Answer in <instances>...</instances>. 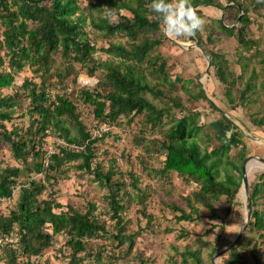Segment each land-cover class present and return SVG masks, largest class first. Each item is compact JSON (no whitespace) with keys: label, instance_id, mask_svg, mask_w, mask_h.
I'll use <instances>...</instances> for the list:
<instances>
[{"label":"rangeland","instance_id":"374dc122","mask_svg":"<svg viewBox=\"0 0 264 264\" xmlns=\"http://www.w3.org/2000/svg\"><path fill=\"white\" fill-rule=\"evenodd\" d=\"M91 1L94 0H77L80 6L79 12L85 17L83 35L96 48L91 55L93 60L81 65L71 57H62L60 50L52 51L50 53L52 61L48 71L33 72L26 64L15 72L11 86L4 88L0 93L18 92L21 101L15 107L11 121L6 123V128L8 130L14 128L18 134L24 135L25 139L32 140L36 138L33 134L35 124L32 123L36 114L34 116L31 113L33 105L25 92L33 85L37 90L43 85L48 94V100L44 101V105L50 108L51 102L57 95H64L73 102L86 129L92 137L98 138L92 165L99 164L104 171L112 166L116 171L113 180L126 178L125 193L119 191L118 198L124 205L121 211L124 232H136L131 247L128 248L127 243L118 245V240L115 238L118 228L115 226V220H112L106 211L109 188L95 180L93 174L76 169L75 162L62 167L64 172L61 177L58 176L57 182L46 183V190L40 198L47 195L55 197L61 204L55 209L56 212L67 209L68 204L84 210L91 202L95 206L93 214L100 221H105L107 231L98 237L88 239L86 250L77 254L81 264H193L189 258L184 262L186 249L196 250L204 264L214 262L224 264V260L229 258L228 250L218 257H214V254L234 239L244 221L246 206L242 187H239L235 204L227 215H225L227 200L222 196L215 203L221 217L211 219L208 210L199 206L201 216H194L193 221L177 220L175 216L179 211L173 206L188 211L185 197L196 191L198 184L175 171L167 174L159 172L165 156L160 144L165 139V132L173 120L185 113L197 112L196 124L200 126L198 144L201 150H210L218 146L223 136L227 138L232 136V129L219 121L221 114H224L242 133V144L231 148L228 152L229 159L235 164L240 161L243 163L246 159L247 165L250 160H255V157H264L262 84L264 83V0H214L220 3L222 8L214 5H198L195 7L197 14L206 23L194 36L186 39L169 38L164 32L163 20L159 31L140 32L139 40L158 37L162 40L160 45L154 47L152 54L159 56L157 66L164 60L163 75L150 74L151 68H148L146 63L138 67L139 70L144 71L146 79L159 94L156 96L146 91L143 95L151 103L165 109L160 122L155 126L145 123L143 114L120 115L113 122L96 121L93 104L85 101L81 96L83 89L90 92L99 90L104 94L109 90L101 84L103 70L97 68L95 73L89 74V68L108 57L101 48H106L111 42L128 47L131 42L122 31L113 35L104 34L91 25V19L108 17L110 22H115L121 15L131 17L132 14L128 10H117L106 6L100 9L89 8L88 4ZM12 2L8 0V3ZM172 2L173 0H170L168 3ZM11 8L14 9L15 6L11 5ZM242 9L249 18L248 23L245 24V37L253 41L250 50L242 48L234 37L235 30L240 26L238 18L243 14ZM155 13L152 10L150 15ZM221 24L234 27L233 34L226 33L220 27ZM28 26H34V22L29 20ZM209 50L222 54L226 59L222 67L224 70L234 72L232 77L228 76L229 81L233 78L237 79L233 84L228 85H231L232 96L236 101L234 107L230 106L226 99L227 86L218 80L214 68L204 54V51ZM0 54L3 55V49H0ZM6 62L7 58L4 59L3 68H6ZM244 62H248V67L241 71V64ZM251 68H254L255 75L251 80V88L245 93L246 99H242L241 91L245 88ZM85 80H88L87 84L84 83ZM24 82H26L25 87L22 86ZM199 88L204 91L207 99L198 94ZM174 102H179V106ZM260 118L263 119V123L257 125L255 122ZM70 127L73 133V125L71 124ZM12 137L15 138L14 135ZM10 151V143L0 136V170L12 165H21L11 157ZM240 152L242 154L239 155ZM113 159L116 161L113 162ZM20 167V170L24 171L26 166ZM128 171L135 175L137 186L145 193L144 205L138 202L135 195L137 191L131 187L130 180L125 175ZM260 172H264V168L246 172L250 193L252 181ZM218 173L222 176L223 170L220 169ZM41 176L36 179L43 180ZM23 179L24 177L21 176L18 180L23 182ZM18 193L17 185L10 198L0 200L1 215H7L16 207ZM257 208L260 211L264 209V197L258 198ZM148 214L151 215L150 219L147 217ZM45 228L50 231L49 227ZM11 233V237L6 242H11L13 247L16 246L15 242L19 235L18 227L14 226ZM258 234L254 230L250 231L247 226L239 242L243 241L245 236L251 237L253 242ZM2 243H0V264H12L7 250L9 247L1 245ZM70 253L71 249L66 244V235L55 234L51 246L38 256H32L28 264H74L70 262ZM22 260L26 259L18 255L15 264ZM250 262L253 263V260L250 259Z\"/></svg>","mask_w":264,"mask_h":264},{"label":"trees","instance_id":"16d2710c","mask_svg":"<svg viewBox=\"0 0 264 264\" xmlns=\"http://www.w3.org/2000/svg\"><path fill=\"white\" fill-rule=\"evenodd\" d=\"M12 1L8 3V0H0L2 27L0 49H3V55L0 54V91L11 86L15 72L26 64L33 72L48 71L52 61L50 54L52 51L60 50L62 57H71L81 65L93 60L91 55L96 48L83 35L85 17L79 12L80 6L77 0ZM169 1L166 0L167 3ZM152 2L153 0H94L88 4L89 8L100 9L106 6V8L128 10L132 14L131 17L121 15L115 22H110L108 17L91 19V25L104 34L113 35L122 31L131 39L129 48L113 42L106 48H101L108 57L89 68V74L95 73L97 68L103 70L101 84L109 88L105 94L99 90L96 92L82 90L83 99L94 106L93 115L96 121L113 122L120 115L143 114L144 122L155 126L165 112L162 106L151 103L143 95L146 91L156 96L159 94L146 79L144 71L138 69L140 65L146 63V66L151 68L150 74L163 75L164 71V60L157 66L159 56L152 54L154 47L162 43L161 38L138 39L142 31L155 32L161 28L163 18L160 14L150 15ZM191 2L194 7L214 5L222 8V5L214 0H191ZM11 5L15 8L12 9ZM29 20L34 22V26H28ZM248 21L249 18L243 11L238 18L240 26L235 30L234 37L242 48L250 50L253 41L245 37V24ZM220 27L228 34L234 32V27L222 24ZM204 54L214 68L218 80L227 86L225 96L229 105L234 107L236 101L232 96L231 85L228 86L237 80L235 78L228 80V76L232 77L234 72L224 70L222 65L226 63V59L222 54L213 50L204 51ZM5 58H7L6 68H3ZM246 67L248 62L241 64V71ZM254 75L255 70L251 68L245 88L241 91L242 99H246L245 93L251 88ZM262 84L264 87V83ZM22 86L25 87L26 82ZM24 94L33 105L31 113L34 116L36 114L32 119V123L35 124L33 130L35 140L25 139L24 135L18 134L14 128L10 130L6 128V123L13 118L15 107L21 101V97L18 92L0 93V136L10 143L11 157L26 166L24 171L20 170L21 165H12L0 170L1 199L10 198L14 188L19 186L16 207L7 215L0 214V236H10L14 226L18 227L19 235L15 242L16 246H13L16 248L11 246V242L3 241L1 244L9 247L7 250L11 258L10 263L15 264L19 255L26 259L19 263L28 264L32 256H38L51 246L53 235L61 233L66 235V244L71 249L70 262L81 264L77 254L86 250L87 240L107 231L105 221H100L93 214L95 206L91 202L84 210L68 204L67 209L56 212L55 209L61 204L55 197L47 195L40 198L46 190V183L57 182L58 176L61 177L64 172L62 167L70 162H75L76 169L93 174L95 180L109 188L106 211L110 218L115 220V226L118 228L115 238L118 240V245L127 243V247L130 248L136 232H124L125 226L121 216L124 205L118 198L119 191L125 193L126 178L113 180L116 171L112 166L104 171L99 164L92 165L98 138L92 137L76 112V106L66 96L57 95L51 102L50 108L44 105V101L48 100V94L43 85L38 87V90L33 85ZM198 94L206 98L201 88ZM174 103L179 106V102ZM197 115V112L185 113L173 120L165 132V139L160 144L165 156L159 172L167 174L175 171L198 184L197 190L185 197L188 211L173 206L179 211L175 216L177 220L193 221L194 216H201L199 206L208 210L211 219L221 217L215 203L222 196L227 200L225 208L227 215L235 204L241 184L242 163L240 161L235 164L228 157L232 147L242 144L240 129L221 114L219 121L232 129V136L229 138L223 136L218 146L210 150H201L197 141L200 130V126L196 124ZM255 123L261 125L263 119L260 118ZM71 124L74 128L73 133ZM46 145L51 146L50 153L45 148ZM115 161L113 159V162ZM220 169L223 170L222 176L218 173ZM39 175H42L43 180L36 179ZM125 175L130 180L131 187L137 191L135 195L138 202L144 205L146 196L137 186V178L131 171ZM21 176L24 177L23 182L18 180ZM260 197H264V172L256 174L251 184L252 212L248 227L250 231L254 230L259 234L253 242L251 237L246 236L243 241L239 242V240L227 251L229 258L224 260V264H261L260 259L264 254V209L260 211L257 208V200ZM147 217L150 219L151 215L148 214ZM45 227H49L50 231ZM184 255L186 257L184 262L189 258L193 264H204L196 250L186 249Z\"/></svg>","mask_w":264,"mask_h":264},{"label":"clouds","instance_id":"9594fccd","mask_svg":"<svg viewBox=\"0 0 264 264\" xmlns=\"http://www.w3.org/2000/svg\"><path fill=\"white\" fill-rule=\"evenodd\" d=\"M152 10L163 18L164 32L169 38H189L204 26L206 21L197 14L191 0H153Z\"/></svg>","mask_w":264,"mask_h":264},{"label":"water","instance_id":"95a60500","mask_svg":"<svg viewBox=\"0 0 264 264\" xmlns=\"http://www.w3.org/2000/svg\"><path fill=\"white\" fill-rule=\"evenodd\" d=\"M255 160H257L259 162V164L264 166V157H255ZM246 159L243 161L242 163V167H241V171H242V177H241V184L240 187H242L243 191H244V195H245V218L244 221L241 225V228L239 229V231L237 232L236 236L234 237L233 240H231V242L229 244H227L226 246L222 247L220 250H218L215 254L214 257H218L220 254L224 253L225 251L229 250L230 248H232L241 238L243 232L245 231V229L247 228L250 218H251V212H252V202H251V193H250V188H249V184H248V176L246 174L247 172V166H246ZM215 264V262L213 263Z\"/></svg>","mask_w":264,"mask_h":264},{"label":"bare ground","instance_id":"6f19581e","mask_svg":"<svg viewBox=\"0 0 264 264\" xmlns=\"http://www.w3.org/2000/svg\"><path fill=\"white\" fill-rule=\"evenodd\" d=\"M247 167V172H249V171H256V170H259V169H262V168H264V166H262V165H260L259 164V162L258 161H256V160H250L248 163H247V165H246ZM242 191H243V189H242ZM242 194H243V196L245 197V195H244V191L242 192ZM244 218H245V213H244Z\"/></svg>","mask_w":264,"mask_h":264},{"label":"built area","instance_id":"2783aa9c","mask_svg":"<svg viewBox=\"0 0 264 264\" xmlns=\"http://www.w3.org/2000/svg\"><path fill=\"white\" fill-rule=\"evenodd\" d=\"M84 83L87 84V83H88V80H85ZM63 143H64V142H63ZM45 148L47 149L48 153L51 152V146L46 145ZM2 199H4V198H2ZM2 199L0 198V200H2ZM10 237H11V236H9V235H3V236H0V243H2L3 241H7V240H9Z\"/></svg>","mask_w":264,"mask_h":264},{"label":"crops","instance_id":"0c3cea01","mask_svg":"<svg viewBox=\"0 0 264 264\" xmlns=\"http://www.w3.org/2000/svg\"><path fill=\"white\" fill-rule=\"evenodd\" d=\"M260 261H261V264H264V254L262 255Z\"/></svg>","mask_w":264,"mask_h":264}]
</instances>
